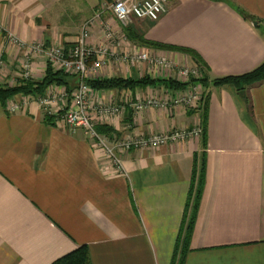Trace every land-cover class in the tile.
Returning <instances> with one entry per match:
<instances>
[{"label":"crops","instance_id":"0c3cea01","mask_svg":"<svg viewBox=\"0 0 264 264\" xmlns=\"http://www.w3.org/2000/svg\"><path fill=\"white\" fill-rule=\"evenodd\" d=\"M114 1L0 0L5 62L0 84L23 82L21 69L28 59L29 81H42L47 51L70 48L84 23L102 12L90 29L89 47L108 46L122 56L147 50L179 68L200 67L209 79L201 109L135 113L127 105L151 95L173 96L177 89L163 85L93 89V104L115 100L127 105L106 124L113 135L145 136L199 123L205 132L177 145L124 153L123 170L116 172L83 129L51 124L37 103L11 113V99L0 102V264H53L82 246L91 264H172L184 219L192 216L198 199L196 157L199 165L205 163L204 182L184 264H264V81L246 92L213 82L247 73L264 61V0H170L160 20L135 19L128 26L108 10ZM107 26L113 41L106 36ZM138 37L194 49L202 62ZM36 44L44 51L29 48ZM177 69L111 56L88 79L148 76L183 82ZM67 74L74 90L77 79ZM47 91L68 89L53 83Z\"/></svg>","mask_w":264,"mask_h":264},{"label":"built area","instance_id":"2783aa9c","mask_svg":"<svg viewBox=\"0 0 264 264\" xmlns=\"http://www.w3.org/2000/svg\"><path fill=\"white\" fill-rule=\"evenodd\" d=\"M170 0H115L108 6V10L115 19L123 26L130 25L135 19L150 20L156 22L169 11ZM102 17V12H98L94 17L87 20L82 26L81 33L77 41L70 47L64 46L50 48L46 55L50 65L57 71L67 72L77 79L75 89L69 93L63 91H46L43 95L21 96L19 100L8 104L11 113L23 111L32 103H37L44 110L46 115L53 117L55 123L65 124L73 129H83L86 134L94 140L96 146L102 149L116 172L123 170L122 155L133 149H151L164 145H177L184 143L191 137H200L203 133L201 123L190 129L172 130L168 132L152 133L145 136L126 135L122 137L109 136L99 132L98 125H106L120 117L130 106L135 113L143 112L152 108H177L201 109L205 102L203 86L192 83L185 89L176 90L168 96H148L135 102L122 105L117 101L109 104H93V88L88 84L90 73H98L105 65L108 57L114 56L122 58L125 62L133 64L147 63L150 66L170 70L177 69V73L183 82L190 81L191 78L200 79L204 72L200 67L187 68L176 67L174 62L164 56H156L147 50L131 55H119L110 47L105 46L98 49L89 47L90 29ZM1 28V27H0ZM106 36L113 41V33L109 26L106 27ZM14 42L19 43V39L11 36ZM35 51H44L41 44L29 47ZM95 57H100L95 60ZM5 62L0 56V72ZM29 59L23 64L21 78L29 80L31 77Z\"/></svg>","mask_w":264,"mask_h":264},{"label":"trees","instance_id":"16d2710c","mask_svg":"<svg viewBox=\"0 0 264 264\" xmlns=\"http://www.w3.org/2000/svg\"><path fill=\"white\" fill-rule=\"evenodd\" d=\"M250 19H254V17H250ZM131 33V32H130ZM140 42L154 46V47H165L172 50L181 51L187 54H190L195 60L198 62H202L200 55L194 49L188 47H180V46H173V45H164L157 42H152L146 40L144 37L137 38ZM68 74L64 71H57L53 69V67L48 63V68L46 71L45 78L40 82H31L29 80H24L23 82L11 86L8 84H0V102L3 105L18 96V95H43L46 93L47 88L53 84L57 83L59 85H66L68 92H72L73 90L69 87L68 81ZM208 77L204 75L200 79L191 78L188 82H180L173 78H157L153 79L148 76L141 78L139 80L135 79H125L122 77H115V78H98V79H88L87 82L93 89L98 90H115V89H123V88H134L137 85H163L164 87H168L171 89H185L192 83H199L202 86H206L208 84ZM264 81V61L253 70L241 74V75H228L224 77H219L214 79V84L218 86H234L240 92H246L250 87L263 82ZM47 120L51 122V124H56L55 119L46 115ZM203 129L205 132V124L203 125ZM99 132L106 134V135H113L115 130L108 125H102L98 127ZM204 171H205V163L204 160L199 165L198 158L196 157L195 168L193 173V183L197 181L199 182L198 186V199L195 202L193 209H192V216L188 219L186 215L184 219L185 229L181 233L178 243L176 246V251L174 255V259L172 264H184L185 255L189 251L190 248V241L193 232L194 220L197 213V205L200 198L201 187L204 182ZM190 201H188V209L190 207ZM53 264H91L89 250L86 246L79 247L75 251L59 258Z\"/></svg>","mask_w":264,"mask_h":264},{"label":"rangeland","instance_id":"374dc122","mask_svg":"<svg viewBox=\"0 0 264 264\" xmlns=\"http://www.w3.org/2000/svg\"><path fill=\"white\" fill-rule=\"evenodd\" d=\"M91 18H92V17H91ZM91 18H90V19H91ZM20 98H21V97H20ZM12 100H13V101H16V100H19V99H17L16 97H14V98L11 99V101L8 102V104H10L11 102H13Z\"/></svg>","mask_w":264,"mask_h":264},{"label":"water","instance_id":"95a60500","mask_svg":"<svg viewBox=\"0 0 264 264\" xmlns=\"http://www.w3.org/2000/svg\"><path fill=\"white\" fill-rule=\"evenodd\" d=\"M254 24H257L256 22Z\"/></svg>","mask_w":264,"mask_h":264}]
</instances>
